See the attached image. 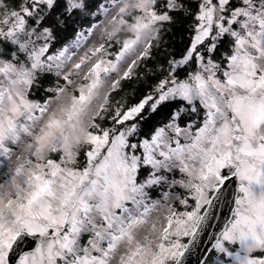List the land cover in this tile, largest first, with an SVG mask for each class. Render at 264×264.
<instances>
[{"label":"snow or ice","instance_id":"obj_1","mask_svg":"<svg viewBox=\"0 0 264 264\" xmlns=\"http://www.w3.org/2000/svg\"><path fill=\"white\" fill-rule=\"evenodd\" d=\"M198 253L264 264V0H0V264Z\"/></svg>","mask_w":264,"mask_h":264},{"label":"trees","instance_id":"obj_2","mask_svg":"<svg viewBox=\"0 0 264 264\" xmlns=\"http://www.w3.org/2000/svg\"><path fill=\"white\" fill-rule=\"evenodd\" d=\"M192 8L193 10H195L194 3L192 4ZM189 23H191V17H189L187 20H181V22L177 26L173 27L172 31L165 36V40L167 42L166 50L162 51L155 60L149 63L150 68L154 67L156 64H163L168 53L178 56L183 52L189 42V32L187 28V25ZM73 39H75V35L73 32V28L70 27L67 31H63L60 33L61 43L57 44L56 47L59 48L62 44L69 43ZM48 81L52 86H54L56 83V77L52 75L48 78ZM124 88L125 92L129 93V96H131V92L133 91V89H135L136 100H138L147 90L146 84H139V82L137 81H132L131 83L126 82ZM38 95L42 96L44 95V93L40 92ZM121 95H123V93H121ZM158 119L159 117L156 116L153 117L152 120L148 121L144 125L145 130H149L151 126L157 122Z\"/></svg>","mask_w":264,"mask_h":264},{"label":"water","instance_id":"obj_3","mask_svg":"<svg viewBox=\"0 0 264 264\" xmlns=\"http://www.w3.org/2000/svg\"><path fill=\"white\" fill-rule=\"evenodd\" d=\"M229 188H233V185H229ZM232 207L233 205L231 199H229L227 202H220L219 209L217 212V221L213 222L212 227L207 232V238L204 241L205 246H207L212 241L214 235L218 234V231L222 226L224 219L230 217ZM31 246L32 245H29L28 247L30 248ZM25 250H28V248H26ZM199 255L200 254L198 253L190 258L191 264H198Z\"/></svg>","mask_w":264,"mask_h":264}]
</instances>
